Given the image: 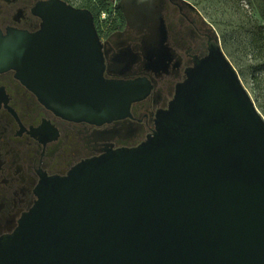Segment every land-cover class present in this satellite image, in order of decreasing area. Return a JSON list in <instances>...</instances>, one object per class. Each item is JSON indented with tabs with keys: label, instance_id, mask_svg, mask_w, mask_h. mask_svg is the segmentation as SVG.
Listing matches in <instances>:
<instances>
[{
	"label": "water",
	"instance_id": "water-1",
	"mask_svg": "<svg viewBox=\"0 0 264 264\" xmlns=\"http://www.w3.org/2000/svg\"><path fill=\"white\" fill-rule=\"evenodd\" d=\"M42 6L49 34L84 37L93 74L91 12ZM38 39L0 33V72L16 70L58 115L110 124L149 96L145 80L104 79L102 58L97 78L57 70L39 79ZM155 126L140 146L107 149L47 180L0 240V264H264V117L220 45L188 72Z\"/></svg>",
	"mask_w": 264,
	"mask_h": 264
},
{
	"label": "flooded vegetation",
	"instance_id": "flooded-vegetation-1",
	"mask_svg": "<svg viewBox=\"0 0 264 264\" xmlns=\"http://www.w3.org/2000/svg\"><path fill=\"white\" fill-rule=\"evenodd\" d=\"M51 1L0 0L3 36L14 31L39 38V79L57 70L72 78H97L102 58L104 79L145 80L151 90L145 100L131 105L125 119L99 125L58 115L16 70L0 72V240L19 228L47 180L67 177L107 149H132L146 142L178 85L220 45L213 25L188 0H94L96 4L78 6L73 0H59L94 17L98 47L90 75L84 37L75 42L68 36L63 42L62 36L49 34L43 18L48 11L42 5ZM105 1L113 7L100 19Z\"/></svg>",
	"mask_w": 264,
	"mask_h": 264
},
{
	"label": "rangeland",
	"instance_id": "rangeland-1",
	"mask_svg": "<svg viewBox=\"0 0 264 264\" xmlns=\"http://www.w3.org/2000/svg\"><path fill=\"white\" fill-rule=\"evenodd\" d=\"M188 1L213 25L223 52L264 117V0ZM73 3L96 4L94 0ZM112 7L109 4L106 12ZM102 13L100 10V19Z\"/></svg>",
	"mask_w": 264,
	"mask_h": 264
},
{
	"label": "trees",
	"instance_id": "trees-1",
	"mask_svg": "<svg viewBox=\"0 0 264 264\" xmlns=\"http://www.w3.org/2000/svg\"><path fill=\"white\" fill-rule=\"evenodd\" d=\"M107 9H108V3L105 1V2H103L100 10H101V12H106Z\"/></svg>",
	"mask_w": 264,
	"mask_h": 264
},
{
	"label": "built area",
	"instance_id": "built-area-1",
	"mask_svg": "<svg viewBox=\"0 0 264 264\" xmlns=\"http://www.w3.org/2000/svg\"><path fill=\"white\" fill-rule=\"evenodd\" d=\"M106 14H107V12H103V13H102L103 17H105V16H106Z\"/></svg>",
	"mask_w": 264,
	"mask_h": 264
}]
</instances>
